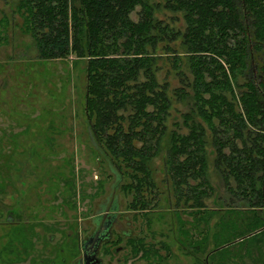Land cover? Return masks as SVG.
<instances>
[{"label": "trees", "instance_id": "obj_1", "mask_svg": "<svg viewBox=\"0 0 264 264\" xmlns=\"http://www.w3.org/2000/svg\"><path fill=\"white\" fill-rule=\"evenodd\" d=\"M13 5L39 57L84 59L88 137L124 179L132 219L148 225L161 219L164 201L165 233L192 264H264V0ZM160 9L181 21L171 24L156 14ZM9 24L2 13L0 42L8 40ZM165 63L170 67L159 79ZM174 99L186 105L181 121L170 112ZM161 150L157 181L152 161ZM209 161L229 193L213 206L207 200L218 196ZM145 236H129L127 250L148 261L168 257L169 242Z\"/></svg>", "mask_w": 264, "mask_h": 264}, {"label": "rangeland", "instance_id": "obj_2", "mask_svg": "<svg viewBox=\"0 0 264 264\" xmlns=\"http://www.w3.org/2000/svg\"><path fill=\"white\" fill-rule=\"evenodd\" d=\"M13 4L14 0H0V16L7 14L10 22L8 40L0 42V203L11 200L10 192H6L12 188L17 191L28 188V202L34 203V209L45 208L47 212L43 216L46 225L53 228L51 222H56L55 243L59 244L65 241L64 231L68 228L77 225L78 234L83 231L95 207L101 204V209L105 208L112 195L116 207L110 208V214L120 211V218L121 211L122 215H132L133 211L126 207L130 194L121 189L124 179L114 174L112 166L98 155L88 137L84 59L74 53L63 58L39 57L32 36L20 29L21 16ZM156 14L171 24L181 21L169 10L160 9ZM167 67L169 63L158 72L159 79L164 77ZM255 70L254 67V73ZM167 79L171 88L178 85L173 71L170 70ZM172 106L171 115L181 121L180 112L186 109L185 103L174 99ZM168 124L172 127L171 122ZM163 154L161 150L152 161L157 181L162 176ZM208 175L217 187L218 197L208 199L207 204L213 206L224 198L228 200L229 193L211 161ZM244 203L237 201L238 205ZM160 207L161 219L153 218L148 225L144 218L138 217L131 228L146 235V240L169 242L168 257L159 262L155 257L149 261L134 258L125 260L124 264H150L151 260L152 264H192L191 255L168 239L165 232L169 233L170 214L164 201Z\"/></svg>", "mask_w": 264, "mask_h": 264}, {"label": "flooded vegetation", "instance_id": "obj_3", "mask_svg": "<svg viewBox=\"0 0 264 264\" xmlns=\"http://www.w3.org/2000/svg\"><path fill=\"white\" fill-rule=\"evenodd\" d=\"M27 189L12 188L6 192H10L11 200L0 203V264H124L128 259L147 260L127 250L126 241L136 232L131 228L136 221L132 215H122V211L121 218L120 211L110 214V208L116 207L113 195L105 208L96 212L95 207L83 231L78 234L77 225L68 228L64 231L65 241L56 244V222H51L53 228L46 225L45 208L34 209V203L28 202Z\"/></svg>", "mask_w": 264, "mask_h": 264}, {"label": "water", "instance_id": "obj_4", "mask_svg": "<svg viewBox=\"0 0 264 264\" xmlns=\"http://www.w3.org/2000/svg\"><path fill=\"white\" fill-rule=\"evenodd\" d=\"M109 164H110V166H112L111 168H112V170L114 171V174L117 176V177H120V176H118V174H117V172H116V170L113 168L114 166L113 165H111V163L109 162ZM101 204L98 206V209L96 210V212H98V211H100V210H102L101 209ZM92 240H96V237H93L92 238ZM92 242V241H91Z\"/></svg>", "mask_w": 264, "mask_h": 264}]
</instances>
